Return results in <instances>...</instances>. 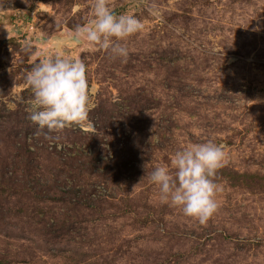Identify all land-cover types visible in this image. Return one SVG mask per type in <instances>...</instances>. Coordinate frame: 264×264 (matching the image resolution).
Returning a JSON list of instances; mask_svg holds the SVG:
<instances>
[{"label": "rangeland", "instance_id": "obj_1", "mask_svg": "<svg viewBox=\"0 0 264 264\" xmlns=\"http://www.w3.org/2000/svg\"><path fill=\"white\" fill-rule=\"evenodd\" d=\"M106 2L144 24L127 58L70 41L95 0H0V264H264V0ZM56 56L86 64L91 123L48 132L26 75ZM209 141L200 224L150 175Z\"/></svg>", "mask_w": 264, "mask_h": 264}, {"label": "clouds", "instance_id": "obj_2", "mask_svg": "<svg viewBox=\"0 0 264 264\" xmlns=\"http://www.w3.org/2000/svg\"><path fill=\"white\" fill-rule=\"evenodd\" d=\"M148 11L154 17L160 15L155 3ZM143 29L144 24L135 16L116 15L106 0H95L93 19L86 25H78L69 33V39L73 44L87 43L110 50L113 58H127L129 50L120 41ZM26 83L33 93L28 108L30 119L40 129L53 132L73 123H91L92 104L83 60L61 56L44 59L28 72ZM224 159L223 148L214 142L190 145L175 153L174 172L167 166L156 167L150 181L159 187L162 201L179 208L185 217L206 224L219 207L216 200L219 185L213 178Z\"/></svg>", "mask_w": 264, "mask_h": 264}, {"label": "built area", "instance_id": "obj_3", "mask_svg": "<svg viewBox=\"0 0 264 264\" xmlns=\"http://www.w3.org/2000/svg\"><path fill=\"white\" fill-rule=\"evenodd\" d=\"M90 126H87L86 128H81L83 131L87 132V131H91Z\"/></svg>", "mask_w": 264, "mask_h": 264}]
</instances>
